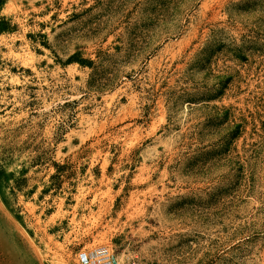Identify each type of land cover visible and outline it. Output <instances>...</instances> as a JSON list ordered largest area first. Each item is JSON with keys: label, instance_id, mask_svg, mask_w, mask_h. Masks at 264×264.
<instances>
[{"label": "rangeland", "instance_id": "obj_1", "mask_svg": "<svg viewBox=\"0 0 264 264\" xmlns=\"http://www.w3.org/2000/svg\"><path fill=\"white\" fill-rule=\"evenodd\" d=\"M264 264V0H0V264Z\"/></svg>", "mask_w": 264, "mask_h": 264}, {"label": "built area", "instance_id": "obj_2", "mask_svg": "<svg viewBox=\"0 0 264 264\" xmlns=\"http://www.w3.org/2000/svg\"><path fill=\"white\" fill-rule=\"evenodd\" d=\"M77 261L78 264H126L113 248L106 245L80 250Z\"/></svg>", "mask_w": 264, "mask_h": 264}]
</instances>
